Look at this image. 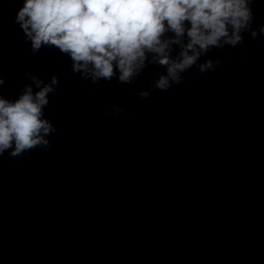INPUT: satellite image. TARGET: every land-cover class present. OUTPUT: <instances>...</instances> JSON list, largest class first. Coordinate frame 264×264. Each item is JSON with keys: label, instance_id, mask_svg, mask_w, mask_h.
<instances>
[{"label": "clouds", "instance_id": "clouds-1", "mask_svg": "<svg viewBox=\"0 0 264 264\" xmlns=\"http://www.w3.org/2000/svg\"><path fill=\"white\" fill-rule=\"evenodd\" d=\"M253 0H23L14 23L30 42L35 56L42 47H55L70 57L72 72L91 80L133 85L149 65L165 69L152 81V89L168 91L187 83L184 73L193 67L212 72L224 57L200 62L213 48H235L264 35V24L253 28ZM178 49V51H176ZM176 54L173 55V52ZM243 59V54H241ZM26 84L16 99L0 94V156H23L37 147L48 150L47 137L56 128L45 118L49 94L59 83L53 74L45 83L25 72ZM5 77L0 74V89ZM33 85L37 91L33 90ZM142 99L150 91L136 93ZM112 105L104 115H120Z\"/></svg>", "mask_w": 264, "mask_h": 264}]
</instances>
